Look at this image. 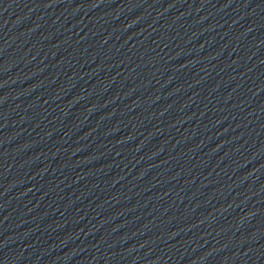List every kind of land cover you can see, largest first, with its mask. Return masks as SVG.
<instances>
[{
    "label": "water",
    "instance_id": "obj_1",
    "mask_svg": "<svg viewBox=\"0 0 264 264\" xmlns=\"http://www.w3.org/2000/svg\"><path fill=\"white\" fill-rule=\"evenodd\" d=\"M182 264H264V0H60Z\"/></svg>",
    "mask_w": 264,
    "mask_h": 264
}]
</instances>
